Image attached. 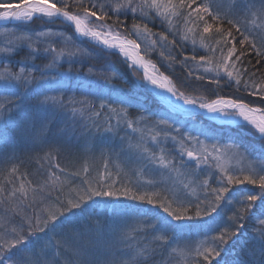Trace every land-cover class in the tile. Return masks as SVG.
I'll use <instances>...</instances> for the list:
<instances>
[{
	"label": "snow or ice",
	"instance_id": "snow-or-ice-1",
	"mask_svg": "<svg viewBox=\"0 0 264 264\" xmlns=\"http://www.w3.org/2000/svg\"><path fill=\"white\" fill-rule=\"evenodd\" d=\"M258 2V9L255 2L249 0L248 4L238 3L231 11H223L216 0H200L199 3L197 0H179L177 4H162L159 0H23L17 4L0 2V9H3L0 11V21L21 22L23 27L18 28V31L27 32V26L40 18H47L45 23H67L74 26V33L81 39H87L90 45L98 44L99 50L105 55L118 50L132 72L137 70L136 65L140 64L144 56L139 51L141 44L138 40L143 39L148 49H155L157 45L174 49L176 45L183 48L191 38V54L181 53V63L187 69L188 77L194 80L185 78L184 81L173 83L168 76L149 74V65L144 64V80L139 86L155 89L159 102L166 106L163 115L155 118L157 131L151 136V141L163 143L157 140L163 136L173 142L194 144L197 147L186 152L182 150L179 160L168 159L163 154L156 155L154 150L150 152L147 147L142 152L133 154L131 149L123 147L129 132L125 131L124 137H121V152L129 156L131 163L145 169L163 168L169 172L187 169L184 175L191 179L183 182L178 191L174 188H161L159 184L149 181L152 187L160 188L159 198L166 201L160 207L167 214L157 218L155 223L144 221L143 235L155 241L150 249L144 248L143 253H140L132 245L119 247L125 235L124 229L132 224L128 217L113 225L112 243L108 249L93 254L76 249L74 255L77 259L74 264H166L164 258L174 245L183 247L188 253L195 251L192 264H211L210 258L220 255L219 245L201 249L195 247L194 241L177 239L176 234L185 229L195 230L199 234L198 238L207 237L213 242L214 234L221 232V229L232 237L243 236L248 231L254 240L245 249V259L240 264H264V158L247 169L228 170L220 167L218 172H212L215 181V186H212L207 179H202L207 172L201 165L218 159V155L214 154L221 153L223 145L228 142H218L213 129L193 128L189 132L185 128L188 121L195 123L198 115L226 121L240 118L249 126L252 135H258L261 142H264V80L257 76V72L264 69V34L254 32L248 26L252 14L264 21V0ZM13 8L19 10L11 11ZM129 15L132 17L130 29L125 23ZM173 15L177 17V27L171 32V40L168 35L154 33L148 26L149 22H158L165 27L169 22L168 17ZM107 20H113L114 23L107 24ZM189 23L194 27H185L181 34L179 25ZM214 24L217 26L213 33ZM224 24L228 25V30L221 29L220 25ZM122 28L127 31H121ZM231 29H235L237 36L232 35ZM52 31L54 30L42 29L33 35L15 36V39L8 41L6 47L0 48V53L3 54L0 55V123H15L18 119H23L25 101L29 110L39 112L62 111L71 107L75 113L77 104L95 110L96 105L86 98L89 95L101 101L99 109L115 113L123 119V113L131 106V101L122 90L111 87V80L102 75L110 69L95 68L89 64L86 73L78 70L74 72L76 64H83L85 60L91 59L83 48L64 52L58 51L51 43L46 47H33L34 41H39L46 32ZM261 31H264V25H261ZM209 33L212 34L206 35ZM157 36L158 38H153ZM25 46L31 51L13 65L12 59ZM244 56L249 57L247 64L250 67L245 65L242 59ZM212 57H218V60L213 67H207L206 65L213 64ZM37 58H43L45 63H29L30 59L34 61ZM65 64L67 70L62 71ZM152 67L156 70L155 65ZM74 81L85 99L68 95ZM194 81H207L216 87L208 89L202 83ZM224 85L240 95L223 96L221 93ZM116 104L122 108L118 110L113 106ZM177 114L184 117L183 122L177 118ZM96 115H100V112H96ZM143 119L153 120V115L147 114ZM93 127L99 130L101 126L94 122ZM126 127L133 132L137 130L134 122H128ZM120 130L118 123L104 127V132L116 136H119ZM205 143L210 148H205ZM106 146L102 144L101 148ZM49 147L55 145L50 144ZM197 148L203 150L197 154ZM185 156L189 162L187 164L183 160ZM16 171L13 167L12 172ZM83 171L87 173L88 167H84ZM36 183L37 187L32 190L33 199L28 200L24 214L10 221L14 226L11 232H5V236L10 238H4L0 243V264H47L39 253L30 249L32 241L48 240L51 243L50 234H55L65 221H71L72 217L97 204L115 207L121 197L133 201L147 200L149 205L154 203L151 197L138 194L143 187L138 183L132 185L135 192L129 187L116 188V181L108 174L107 167L102 184L91 187L92 181L85 180L82 183H87L88 187L82 190L77 187L68 192L67 196L63 188H42ZM234 185H251L258 191L247 187L233 189ZM4 191L5 189L0 188V192ZM19 191L26 195L23 185ZM16 192L13 188L10 195L15 196ZM95 197L111 199L96 200ZM42 204L47 205V213L37 211ZM76 209L80 212L74 211ZM225 232H221L219 237L221 244L225 242ZM30 251L33 258L26 261L25 253ZM201 256L203 260L200 259ZM69 264L73 262L70 261ZM167 264H172L171 260Z\"/></svg>",
	"mask_w": 264,
	"mask_h": 264
},
{
	"label": "trees",
	"instance_id": "trees-1",
	"mask_svg": "<svg viewBox=\"0 0 264 264\" xmlns=\"http://www.w3.org/2000/svg\"><path fill=\"white\" fill-rule=\"evenodd\" d=\"M0 2L17 4L22 3L23 0H0ZM159 2L162 4H177L179 0H159ZM199 2L200 0H197V3ZM232 8L224 7L223 11H231ZM168 21L165 27H162L158 22H149L148 26L154 33L158 35H168L171 40L173 39L171 32H174L177 27V17L174 15L169 16ZM105 22L107 24L114 23L113 20H107ZM137 22L139 23V20H137ZM209 22L211 23V20H209ZM125 23L128 25L129 29L132 27L131 15L127 17ZM35 25H46L47 28L50 29L62 30L59 28L62 24L45 23L44 20H36L35 23L30 24L31 27ZM63 26L71 30L69 26ZM216 26L215 24L213 25V33L215 32ZM27 27V32L33 33L35 31H31L30 27ZM179 27L181 29V34H183L185 27L192 28L194 25L191 23L187 25L180 24ZM220 27L222 30H228L227 24L220 25ZM121 31H127V29L122 28ZM231 32L233 36H237L235 29H231ZM69 34L72 36L71 31ZM211 34L212 33L206 35ZM153 38H158V36ZM138 42L141 44L140 50L141 53L144 54V60L155 65L158 73L168 76L173 83L184 81L185 78L194 80V78L188 77L187 69L181 63L183 60V55L181 53L191 54V38H189L187 44L183 48L176 45L174 49L161 48L159 45H157L155 49H148V45L143 39L138 40ZM50 43L53 47H57L58 51L63 50L64 52H69L77 51L78 48H83L88 53L91 57L90 61L85 60L83 64H76L73 69L74 72L78 70L81 73H86L89 64L94 65L95 68L110 69V71L103 72L102 75L111 80V87L122 90L128 95L131 101V106L127 107L126 113H123L125 119L142 120L145 115L152 114L153 120H147L146 122L155 124L154 121L156 116L163 115L165 106L158 101L148 88H141L139 86L140 82H142L140 72H138V70L132 72L131 68L124 63V59L119 54L112 53L110 55H105L104 52L99 50V47L92 44L90 45L88 42L80 41L73 36L72 40L67 44ZM39 46L46 47L48 45ZM197 46L199 47V41H197ZM237 48L239 49V45H237ZM146 49H148L147 52ZM29 51L31 50L27 47L21 49L19 55L12 59V64H17ZM242 59L245 65L250 67V65L247 64L249 57L244 56ZM212 60L213 64L206 65L207 67H213L218 57H212ZM61 62H64L63 58H61ZM29 63L40 65L45 63V61L43 58H37L34 61L30 59ZM61 70L66 71L67 65L65 64V67ZM201 70L202 69H197V71ZM221 71H223L222 68ZM34 74L38 75V73ZM257 76L260 77L261 80H264V69H260V71L257 72ZM194 82L202 83L204 87L208 89L216 87V85L209 84L207 81ZM134 85L136 86L134 87ZM80 93L81 90L76 86V82L74 81L72 87L68 90V95H74L77 99H85ZM221 94L225 97L234 94L240 95L239 93H234L233 89L227 87V85L223 86ZM86 98L96 105L95 110L86 109L84 106L77 104L75 105V113H73L71 107L62 111L39 112L29 110L27 101H25L23 119H18L15 123H0L1 149L4 147L5 141L11 139L16 132L17 124L25 120L28 122L27 134L24 135L27 140L25 145L26 149L12 155L0 154V188L5 189L4 192H0V213H4L7 208H10L11 212L7 214L8 228L12 229L14 225L10 221L18 215L22 216V207L24 211L28 200L33 199L32 190L37 187L36 182H38L42 188H63L67 196V188L62 186L63 180L68 179L71 182L70 188L73 190L77 187H80L81 190L82 188L88 187L89 185L87 183H82L85 180L92 181L91 187H97L103 183L105 167H107L108 174L111 175V178L116 181L115 186L118 189L122 187L134 189L130 181H128L127 186L119 183L122 181V178L128 180L130 174L143 173L150 175L151 172H154L153 169L140 168L134 163L129 166L124 165V163H131V161H125L123 163L127 155L121 152V137L112 141L116 135L104 132V127L117 124L118 120L121 119L120 116L99 109L101 101L96 99L95 96L89 95ZM105 102H107V94L105 95ZM113 106L118 110L122 108L119 104ZM96 112H100V115H96ZM177 118L180 119L182 117L177 115ZM201 121L206 124L205 126H209V129L214 130V135L217 137V140L229 143L235 142V146L239 151L243 152L251 161L257 163L261 158H264V142H261L257 135H252L248 127L242 126L236 129L223 130L219 126L203 118H201ZM94 122L101 126L99 130L93 127ZM85 125H88V127H85ZM121 134L122 132L120 131L119 135ZM50 144L55 145V147H49ZM102 144L109 146L113 158L108 159L104 147L101 148ZM135 144H137V141H135ZM86 145H89V155H85L84 152ZM123 147L125 149L130 148L128 138L123 144ZM132 150L133 149H131V151ZM101 152H103V154H101ZM132 152L133 154L136 153L134 150ZM115 159L118 160L120 166L117 165L114 167V165H111ZM56 165L59 167H55ZM13 167L17 169L15 173L12 172ZM84 167H88L89 171L87 173L83 171ZM120 168L122 172H120ZM61 169H63V171H61ZM161 172L163 171H160V173ZM21 185H23L26 195L20 193L19 190ZM232 187L235 189L237 185ZM238 187H247L254 191H258V189H255L251 185H238ZM13 188L17 190L15 196L10 195ZM135 191L136 189H134V192ZM154 191H156L153 192L154 194L149 192L138 193L151 197L154 202L152 205H149L147 200L133 201L124 199L123 197H121L119 204L115 207L104 203L97 204L90 210L72 217L71 221H65L57 228L55 234H50L51 243H49L48 240H33L30 244V249L39 253L41 258L47 261V264H69L70 261L74 264L77 259L74 255V250L76 249H80L89 254L103 252L108 249L112 243L111 229L116 223L111 222V220L117 216L121 219L128 216L130 213L137 215L141 220V226V224H144V221H152L155 223L157 218L167 215L163 212L162 207H160L161 203L166 202L159 198L161 195L160 189ZM94 199L102 200L111 198L95 197ZM14 202H18L20 204L19 207L16 205L17 208H14ZM89 203H91V201H89ZM40 210L47 213V205L42 204L41 208L37 211ZM74 211L80 212L78 209ZM140 226L136 229L129 230V236L127 237V235H124L123 241L119 243V247L124 248L128 245H132L135 250L140 253H143L144 248L150 249L155 241L153 238H146L143 235L145 224L144 226ZM221 232H225V230L221 229ZM221 232L215 233V235L219 238ZM195 233L197 232L195 231ZM189 234L193 235L194 230L185 229L177 233L176 237L183 238V236L187 237ZM4 238L10 237L3 235L0 238V243L3 242ZM224 239V243H229V246L225 251H220L219 256H212L210 258L211 264H217V261H219V264H240V261L245 259V249L248 247V244L254 240V237L250 235L248 231H245L243 236L240 237H232L225 232ZM58 253H62L63 255L60 256ZM32 258L31 251L25 253L26 261ZM200 259L203 260V257H200ZM168 260L172 262L170 257L167 260L165 259L166 264ZM190 264H192V261Z\"/></svg>",
	"mask_w": 264,
	"mask_h": 264
},
{
	"label": "rangeland",
	"instance_id": "rangeland-1",
	"mask_svg": "<svg viewBox=\"0 0 264 264\" xmlns=\"http://www.w3.org/2000/svg\"><path fill=\"white\" fill-rule=\"evenodd\" d=\"M253 2H255L256 8L258 9L259 8L258 0H253ZM216 3L218 5H220L221 8L224 10V7L225 8H232L235 5H237L238 3L239 4H248L249 0H216ZM15 10H17V9L16 8L11 9V11H15ZM0 11H3V9H0ZM253 13H255V9H253ZM36 20L46 21L47 18H40V19H36ZM248 24H249V27L252 28L254 32H260L261 34H264V31H261V25H264V21L260 20V18L257 15H255V14L250 15ZM63 25L69 26L67 23L63 24ZM63 25H60V27H59L62 30L52 29L54 31H52L51 33L46 32L45 36L40 37L39 41H34L33 46L45 45V44L48 45V43H50V42H56L57 44H59V43L67 44L72 40V36L79 40V37H78V35H76L74 33V29L72 28V26H69L71 28V30H69V29L65 28ZM22 26L23 25L21 24V22H13V23H9L5 26H0V48L6 47L8 44V41L15 39V36L33 35L35 33H38L39 31H41L42 29H44V30L50 29V28H47L46 25H35V26L31 27L29 24L28 26L30 27V30L31 31L35 30L33 33L18 31L17 29L22 27ZM70 31L72 33V36L69 34ZM45 41H47V43H45ZM80 41L88 42V41L81 40V39H80ZM92 45L97 46L95 44H92ZM97 47H99V46H97ZM0 55H3V54L0 53ZM9 55L11 56V54H9ZM0 71H2V69H0ZM138 72H140L141 77H142V82H143L144 74L140 70H138ZM155 72H158V71L155 70ZM148 90L150 92H152L150 88H148ZM152 94L157 98V96L153 92H152ZM180 120H181V122H183L184 117L180 118ZM128 122H134V127L137 129L135 132H133L130 129H127L126 126H127ZM208 122H210V121H208ZM117 123L120 126V129H121L120 131L122 132V134L119 136H115L112 139V141H114V139H116L118 137H124L125 131H127V132H129V136L127 138H128V144L130 147L128 149H133L136 152H142L143 149L147 147L150 152L154 150L156 155H158V156L163 154L168 159L175 158V159L179 160V159H181L179 154L182 150L186 152L187 150H192L193 148L197 147L194 144H187V143H183V142H179V143L173 142V141H171L170 138L164 139L163 136H160L157 138L158 141H163V143L152 142L150 138L153 134H155V132L157 131V128L155 127V124H152V123L150 124V123L146 122V120H144V119H142V120H127V119L123 118V119L118 120ZM27 124H28V122L26 120L17 124L16 132L14 133L12 138L9 140H6L4 147L0 149L1 155L17 154L18 152L26 149L25 145L27 143V140H26L24 135L27 134V130H28ZM205 125L206 124L203 123V121H201V118L198 117V118H196L195 123H193L192 121H188V123L185 125V128L189 132H191L193 128L209 129V126H205ZM215 125H217V124H215ZM218 126L220 128H222L223 130L236 129V128H239L242 126L249 128V126L247 124H240L238 122H235L233 124L229 123L228 125L218 123ZM201 139L203 140V137H201ZM135 141H137V144H135ZM218 142H221V141L218 140ZM204 147L210 148V145L205 143ZM89 150H90L89 145H86V149L84 150L85 155H89V153H90ZM202 150H203V148H197V154ZM104 151L107 152L108 159L113 158V154L110 152L109 146L104 147ZM215 155H218V159H212V160H210L209 164L201 165V167L205 168L206 172H207L206 175L202 176V179H207L209 181V183L212 184V186H215V181L212 178V172L213 171L218 172L220 167H223V168L228 169V170H233V169L239 170L241 168L247 169L251 164L255 163V162L251 161L243 152L239 151V149L235 146V144L229 143V142L223 145L221 153L214 154V156ZM125 158H126V160H123V163L125 161H130L129 156H125ZM183 160L186 164L189 163L187 161L186 156L183 157ZM131 164H133V163H124L125 166H129ZM111 165H114V167L119 165L118 160L115 159V161ZM139 167L144 168L143 166H139ZM153 170H154V172H151L150 175L143 174V173L130 174V176H129L130 178H128V180H125L122 178V181H120V179H119V181H120L119 183L126 185V186L128 185V181H130L131 185L138 183L140 185H143L140 192H149V193L154 194L153 192H156L154 190L160 189V188L152 187V185L149 184V181H152L155 184H159L161 188H167L170 190L174 188L178 191L183 186V182H186V181L191 179V177H186L184 175V171H187V169H185V170L177 169L176 171H171V172H169L168 170H165L163 168L153 169ZM160 171H163V172L160 173ZM120 172H122L121 168H120ZM62 183H63L62 186L67 188V192L73 191V189L70 188L71 182L68 179L63 180ZM237 187H238V185H237ZM134 189H132V191H134ZM197 191L199 192V189H197ZM14 204H15L14 208H17L16 205H18V207L20 205L18 202H14ZM10 212H11L10 208H7L6 212L0 213V238L3 235H5L6 231L11 232V229L7 227V224H8V215L7 214H9ZM21 214L22 215L24 214L23 207L21 209ZM128 217L131 218L132 224L128 228L124 229V233H125V235H127V237L130 234L129 230L136 229V228H138V226H140V222H141L140 218L137 215L130 213V214H128V216H125L124 218L119 219V216H117L116 218L111 220V222H115L116 224H118V223L123 222V220L125 218H128ZM141 226H144V224H141ZM217 233H219V232H217ZM198 235L199 234L195 233V230H194L193 235L189 234L187 237L186 236H183V238L177 237V239H184L186 241H194L195 247H199L201 249L212 248V247H216L217 245H219L220 251H225V249L229 246V243H227V244L222 243L221 244L218 241L219 238L215 234H214V236H215L214 242L212 240H209L207 237H199L198 238ZM220 235H219V237H220ZM58 255L62 256L63 254L58 253ZM195 255H196L195 251L188 253L185 251V249L183 247L174 245L173 249H169L168 255L166 256L165 259L167 260L168 258L171 257L172 264H190V262L192 261V258L195 257ZM237 264H239V263H237Z\"/></svg>",
	"mask_w": 264,
	"mask_h": 264
},
{
	"label": "bare ground",
	"instance_id": "bare-ground-1",
	"mask_svg": "<svg viewBox=\"0 0 264 264\" xmlns=\"http://www.w3.org/2000/svg\"><path fill=\"white\" fill-rule=\"evenodd\" d=\"M17 10H19V9H17ZM17 10H15V11H17ZM0 22H4V21H0ZM11 22H16V21H11ZM95 44V43H94ZM98 45V44H97ZM118 51V50H117ZM131 51V50H130ZM133 55H135V53H133ZM142 65H144V63H141V64H138V66L143 70V73H144V68L142 67ZM148 72H149V74H151V75H158L156 72H155V70L151 67V66H149L148 67ZM151 89V88H150ZM154 93H155V95L156 96H158V94H157V92H156V90L155 89H151ZM204 117H206V118H208V119H210V120H212V121H215V122H217V123H230V124H233V123H235V122H238V121H242V119H240V118H235V119H233V120H230V121H226V120H224V119H217V120H213L211 117H207V116H204Z\"/></svg>",
	"mask_w": 264,
	"mask_h": 264
},
{
	"label": "water",
	"instance_id": "water-1",
	"mask_svg": "<svg viewBox=\"0 0 264 264\" xmlns=\"http://www.w3.org/2000/svg\"><path fill=\"white\" fill-rule=\"evenodd\" d=\"M8 24V22H0V26H4V25H7ZM72 28L74 29V26H72ZM79 37V36H78ZM80 38V37H79ZM83 40H87V39H83ZM140 51V50H139ZM115 53H118V51L117 52H115ZM142 63V61L140 62V64ZM136 67L137 68H139V69H141L138 65H136ZM142 70V69H141ZM213 122H215V121H213Z\"/></svg>",
	"mask_w": 264,
	"mask_h": 264
}]
</instances>
